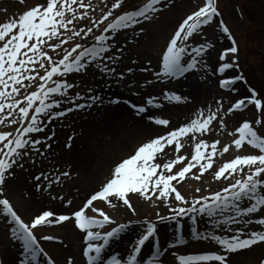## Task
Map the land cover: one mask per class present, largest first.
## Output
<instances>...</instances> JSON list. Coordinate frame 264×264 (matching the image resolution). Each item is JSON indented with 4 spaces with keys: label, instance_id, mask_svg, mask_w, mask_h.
<instances>
[{
    "label": "snow or ice",
    "instance_id": "snow-or-ice-1",
    "mask_svg": "<svg viewBox=\"0 0 264 264\" xmlns=\"http://www.w3.org/2000/svg\"><path fill=\"white\" fill-rule=\"evenodd\" d=\"M18 3L25 5L26 0H18ZM174 3L175 0H147L143 6L127 10L124 7L126 0H115L97 19L91 14L95 11L92 0H44L0 22V126L11 128L0 131V221L6 225L9 238L17 242L22 250L20 256L7 264H38L41 258L45 264H57L42 246L41 240L61 244L63 241L53 235L38 236L36 230L67 222H71L72 228L82 234L81 256L85 264H140L138 257L142 258L146 243L158 236L159 224L174 223L176 243L184 244L186 241L182 233L188 227L186 222L190 221V233L196 241H210L219 246L217 251L209 254L177 255L173 252L178 264H232L233 254L264 243V231L246 232L252 224L264 227V96L252 88L227 110L223 101L217 100L215 109L206 105L195 113L194 118L179 127H171L172 122L168 118L148 115L152 124L163 126L167 132L148 139L136 147L133 154L117 162L111 178L86 197L78 209L73 208L67 213L42 210L30 222H25L6 195L8 181L16 178L15 169L27 171L26 164L38 169L39 174L32 175L36 192H49L54 185L61 183L62 177H70V172L59 169L48 173L41 167L42 160L36 158L47 159L46 152L52 147L48 141L56 135L55 131L49 129L51 134L44 139L33 134L45 133L54 120L67 117L70 113L103 104L102 96L93 87H88L84 95L79 91L70 94L69 90L79 87L68 79L70 74L91 73L94 78L98 75L105 87H110L111 81L127 83L125 77L136 73L137 69L126 66V71L118 70L125 49L117 47L112 42L113 37L127 29H132L134 35L144 33L147 24L153 23ZM2 11L7 14L8 9ZM220 15L217 0H203V6L182 17L161 50L156 67H151L149 61L148 66L138 68L140 73L150 74L140 88L166 85L201 69L211 72L205 56L214 44L202 40L193 46L191 41L196 35L203 36V29L213 25ZM79 21L90 23L82 26ZM215 24L222 33L231 37L223 21H215ZM94 30L100 34L94 35ZM91 35H94L95 41L91 46L75 42L76 38L87 40ZM232 44H236L235 39H232ZM237 52L238 48L232 46L218 56V61L223 62L218 63L216 68V73L223 77L218 80V87L229 93L240 91L236 87L240 81L247 83L242 74L227 78L229 70L239 67L238 61L230 58V54ZM131 64L137 65L138 61L132 60ZM134 95H140L139 91ZM162 101L186 104L188 97L162 89L159 95L149 93L147 100L139 105L119 98L109 99L108 103H123L137 115H143L150 109L163 108ZM249 105L261 115L255 121L244 120L229 132L228 135L233 137L231 143L218 147L220 139L214 142L204 139L216 127L226 130L225 117L243 112ZM71 139L69 137V141ZM186 143L193 148L191 156L181 154ZM67 146L71 147V143ZM249 147L255 151L249 152ZM232 148L241 154L213 170L214 158L218 154L223 157ZM170 153L174 154V158H169ZM210 171L212 180L231 182L211 195L194 194L191 199L179 190L187 179L201 181ZM202 191L201 187L194 188V193ZM130 194L150 202L154 207L163 205L169 214L157 211L155 220L140 222L146 227L135 240L126 260L115 255L106 259L105 252L110 242L119 238L129 225L119 223L106 232L97 231L118 222L94 202L107 204L113 209L122 203L138 215ZM49 195L52 200L63 201L65 208L73 205V200L64 196L51 195L50 192ZM254 216L259 218L253 219ZM202 220L210 226V230L199 231ZM217 230L231 232L232 235H217ZM160 252L157 244L156 252L145 264H161ZM0 264H6V261L0 259ZM66 264H74L73 258H66Z\"/></svg>",
    "mask_w": 264,
    "mask_h": 264
},
{
    "label": "rangeland",
    "instance_id": "rangeland-1",
    "mask_svg": "<svg viewBox=\"0 0 264 264\" xmlns=\"http://www.w3.org/2000/svg\"><path fill=\"white\" fill-rule=\"evenodd\" d=\"M202 1L203 0H175L174 6H170L169 8L165 9L161 13V14H167V13L173 14L175 16L174 21L172 22V24L170 23L167 26L166 25L158 26L157 28L162 32L163 35L164 34L168 35L169 33L171 35L173 33V29L176 26L177 22L180 21L182 17H184V16H181V13L187 12V14H188V13H190V11L192 9H195L198 6H203ZM217 1H218L217 2V6H218L217 8L220 9V11L222 13L221 14L222 18L224 19L225 23L233 31L235 38H237V40H238L237 44L239 42L238 47L241 49V58L240 59L242 62L241 63L242 68H243L244 72H246V74L248 75L251 83L254 84L260 90V93L264 96V6H263L264 0H217ZM43 2H44V0H37V3H43ZM146 2H147V0H126V4L124 7L127 10L129 8H131V9L137 8L139 6H143V4ZM113 3H115V0H92V4L95 8V11L92 12L91 14L93 16H95L97 19H99L104 14V12H106L108 10V8ZM15 4H17V5L19 4L18 0H0V13L3 12L2 9H4L5 6H12ZM239 7H242L243 14H239L240 13ZM14 13H16V12L12 11V10H8V12H7L9 17L12 16ZM159 16H158V18H159ZM158 18L153 23L147 24V28H146V31L144 33H140L139 35H134V32L132 29H127V30H123L117 36L113 37L112 42L115 43L117 47H123L125 49L124 54L127 57L126 61H124L125 64L129 63L130 60L132 61L135 58V56L139 57V54H136V53H139L140 51H143L144 53H146L145 48H149V52L152 51L153 53H155L156 59L150 58L149 57L150 54H148V56H146L145 58L144 57L140 58L141 60L138 61L139 67L148 66L149 61H151V67H153V68L156 67L157 58H158L160 53L157 54V52H156L157 50L154 49L155 47H157V49H158L159 46L156 43L157 34L153 33L152 29H154L155 26H157ZM254 18L255 19L258 18V20L254 21V23H252ZM215 21H218V19H216ZM78 23L82 26H88L90 22L79 21ZM138 28H139V26L137 27V31H138ZM99 34H100V32L98 30H94V35H99ZM203 34H204L203 36L196 35L194 37V39L191 41V43L193 44V46H197V42H200L203 40V42H206V43L211 42L214 44V47L212 49H210L209 52L205 56V59L207 60L208 64L210 65V67L212 69L211 72H206L203 69H201V71H199V72H194V73L190 74L189 76H187L182 82H178L177 87L174 90V89L170 88L168 85L166 86L164 84H162V85L157 84L154 87L148 86L147 88H140V85L144 83L145 78L146 77L150 78V74L140 73L139 71H137L138 76L134 75V74H130V75L126 76V77H128V79H126L127 83L121 82L120 84H117L115 81H111L112 88H114L115 90H119L120 92H123V94L126 93L128 95L127 97H130L138 105L142 104L143 102H145L147 100L149 93H151L153 95H159V94H161L162 89L165 91H174L177 94L188 97V102L193 103L191 105L192 109H190V110L191 111L194 110V111H192V113H189V116L191 118H194L195 113L200 108H204L206 105L211 106L213 109H215L217 100H222L224 103V109L227 110L228 107L230 105H232L238 98H242L245 94L248 93V87L245 85L244 91L240 95H238L237 92L236 93L232 92L230 94L229 93L226 94L219 89L218 84H217L219 78H218L217 73H216V68H217L218 63H221L220 61H218V56L220 55V51L222 49L221 46L224 44L225 48L228 49L234 45L232 43L228 42V39H227L228 36H224L225 34L222 33L219 26H216L215 22L210 27L204 28ZM94 35L89 36L87 40H80L79 38H76L75 42L76 43H82L85 45L92 44L95 42L94 41ZM170 35H168L166 42H168ZM121 39L123 41H120ZM70 46L71 45H67L66 47H70ZM52 55L55 56V53H52ZM122 69H124L126 71L125 66H123ZM230 74L231 73H227V77ZM232 74H233L232 76H237L238 71H235ZM88 76H90L92 78L91 81H89V79L87 78ZM95 78H99V76L97 75ZM68 79L74 83L79 84L78 88L69 90L70 94H74L75 91H79V92H81L82 95H84L86 93V86L90 85V82H95V79L91 73H89L87 75L70 74ZM97 80L100 81V78ZM189 83H193L194 85H197L199 87V89H201L199 94H198V97L192 98L193 100L190 99V97H189L190 95L185 93V88L189 85ZM101 85L104 86L103 83ZM116 87H119V88H116ZM137 91H139L140 95H134V92H137ZM194 99H197V100L195 101ZM162 103L164 104V107L161 109L164 111L166 110V111L165 112H159V111L154 112L157 117H159V118H168L169 117L170 120L179 119L180 116L182 118H186V116H184L183 112H179L175 109L170 108L172 105L176 106V104H169L167 101H162ZM67 106L68 105H65V107H67ZM113 106H117V105H113ZM172 111H174L173 113H177L178 115L169 114ZM94 113H95V110L93 108H90V109H86V110L73 112V113L68 114L67 117H63V118H59L57 120H54L49 126L53 125V128H55L59 132V134L61 132H64V134L61 135L62 137L56 136L55 141H53L52 145L56 146L58 144L56 148L61 147V149H63V146L65 145L64 143L68 142L69 137H71L72 135H75L79 132L80 133L82 132V129L84 128L85 123L88 122L87 118L91 114H94ZM260 115L261 114L255 110V107H252L250 109L249 116L247 118H242L240 116H237L236 114L228 115L225 117L226 130H221L219 127H216L215 131H213L209 134H206L204 139L209 140L210 142H214L216 139H220L221 145L218 147H222L225 144L231 143V141L233 139V137L228 135L229 132L234 131L237 127L240 126V124L244 120L255 121L256 119H258L260 117ZM12 127H14V126H12ZM8 130H11V128H5L4 126H0V131H8ZM33 135H35L37 138H39V137L43 138L44 133L33 134ZM85 136H86V134H84V137ZM87 137L90 139L89 144L92 143L94 145V147L96 148V152L94 151V153L97 154L98 153V145H99V142L101 140V135L100 134L94 135V133H92V135L89 134V136H87ZM104 140H106V139L104 138ZM78 143H81V142L79 141ZM249 149H250V147H249ZM232 150H234V148L230 149L229 152L224 154L223 157L219 156V154H218L214 158L215 163H214L213 170H216L219 167V166H217L215 168V165L218 162L223 161L224 159L230 157ZM183 152H189L192 154L193 148L190 146V144L186 143V146H185ZM52 155H54V153ZM119 161H121V159L113 161L112 165L114 166ZM61 163L60 164L58 163V165L53 166V167L51 164V167L47 172L49 173L50 170H52V168H54V170L59 169L60 171L66 170L62 167V165L64 166V163L63 162H61ZM44 165H46V164H44ZM44 165L43 166L41 165V167L43 168ZM31 168H35V167H31ZM28 170H30V169H28ZM35 170H37V171H34V173H33V171H31V173L28 174V177H30V179H32L33 174H36V173L39 174L38 169L35 168ZM15 171L17 174L21 171H24V169H15ZM210 173H211V171L207 174L210 175ZM82 174L83 173L74 172L70 177H62L61 183L58 185H54L52 189H49V192L51 193V195L59 194L60 196H64L66 199L72 200V197L67 198V196L69 195L68 188H70V186H72V189L75 188V186L73 185L74 184L73 181L75 182L78 180H84L85 177H83ZM233 179H235V177ZM9 181H14V179L9 180ZM29 182L32 183L31 181H29ZM227 183H229V181ZM227 183L221 182L220 183L221 186L216 190H210L209 189L208 195H211L212 193H214L216 191L222 190L223 187H225ZM5 191H6L7 197L13 203L18 214L26 222H30L31 219L35 215L39 214L42 210H49V209L51 210L52 204H50V203H64L63 201H61L59 199L52 200L51 196L49 194H47L44 201H40L41 199L36 200V201H38L37 204L32 205L30 208L24 207V209H22L21 207H19L18 200L16 198L14 199L12 196L9 195L8 185L6 186ZM53 193H55V194H53ZM90 193H93V192H90ZM90 193H87L84 195L88 196V194H90ZM79 196L80 195H77L75 197L76 199H78L77 203L81 199L85 198V197H81V199H80ZM75 198L73 199V205L69 206V210H67V208H65V209L63 208V209H58L56 212L67 213V212L71 211L73 208L78 209L80 207V205L77 207H74L77 204L74 201ZM21 199L23 200V202L28 201L23 196L21 197ZM47 201L49 203H47ZM245 203H247V202H245ZM124 207L125 206H123V208ZM135 207H136V211L138 214H140L141 210L142 211L144 210V208H141L139 206H135ZM125 209H127V208L125 207ZM111 211L114 212V210H111ZM27 212L28 213L30 212L29 214L31 215V217L29 219L25 218V215L27 214ZM131 213H129L127 215V216H129V218H133L136 215V214L132 213L133 214V216H132ZM167 214H169V213H166V215ZM114 215L121 218V215L119 213H114ZM256 218H259V217H257V216L253 217V219H256ZM143 220L151 221L152 219L146 217L144 214L142 219H140V222ZM140 222L138 223V227H140V229H139L140 231L135 233V235L130 236L131 239L126 240V237L128 236V234L126 232L124 234L122 233V235H120L119 238H115L113 240L112 244L110 245V253L115 247L120 245V253L118 255H115V256H117V258H122L124 260L127 259V256L129 254H131V248H132L133 244L135 243V240L139 238L140 233L144 229L143 227H141L142 223H140ZM186 223L188 224V227L184 229L185 241H186L184 244H177L176 243V231H175L176 226L174 223L159 224L158 225L159 234H158V242L157 243L161 249V252H160L161 264H178L175 257L172 255L173 252H175L177 255H200V254H209V253L215 252L219 249V246L216 245L214 242L196 241L195 238L190 233V221H187ZM68 227L71 228L73 230V232L75 231L72 228L71 223L68 224ZM198 227H199V231H201V232L210 230V226L207 225L203 220L201 221V223L199 224ZM233 227H236V226L234 225ZM2 228H5V231H3ZM55 229L56 230H54V231L42 229V230H40L41 236L42 235H53V236L57 237L59 240L64 241L66 243V239H64L63 237L60 236L62 233L65 232V230H61V233L57 234L56 232H57V229H59V228H55ZM99 231H101L103 233V230H99ZM250 231H264V227L252 224V225H249L246 229V232H250ZM216 234L217 235H225V236L232 235L231 232H224L222 230H217ZM0 237H4L3 239L7 240L6 241L7 246H9L10 248H12V247L19 248V250L21 251L17 242H15L9 238V236L7 234V227L2 221H0ZM81 239H82V237H81ZM81 239L79 240L80 244L82 242ZM50 243H52L53 245L55 244V242H50ZM157 243H155V240L151 241L150 243H146L147 246L144 248V251L142 252L143 258L140 259V264H145V262L147 260L152 258L153 253L156 252ZM173 244H175L176 246L175 247H169L170 245H173ZM56 245H59V243H56ZM261 246H264V243L255 245L251 249L241 251L238 254H233L231 257L232 264H264V260L259 259V258L254 262L251 261L252 259L250 256L252 253H255V251H256L255 249H257L258 247H261ZM60 247H61V245H60ZM3 249H4V246H2L1 242H0L1 256H2V259L5 260V257L3 254ZM71 257L74 260V264H85L84 258H82V256H81V249L77 252V254L72 255ZM105 258L110 259L109 257H105ZM6 264H7V262H6ZM57 264H60V263L57 261ZM63 264H66V262ZM208 264H215V262H208Z\"/></svg>",
    "mask_w": 264,
    "mask_h": 264
},
{
    "label": "bare ground",
    "instance_id": "bare-ground-1",
    "mask_svg": "<svg viewBox=\"0 0 264 264\" xmlns=\"http://www.w3.org/2000/svg\"><path fill=\"white\" fill-rule=\"evenodd\" d=\"M37 4V0H26V5H20V4H15L12 6H5L8 10L15 11L16 13H20L23 10H25L27 7H32ZM193 10V9H192ZM191 10V11H192ZM190 11V12H191ZM187 12H182L181 16H185ZM9 17L8 14H5L4 12L0 13V22H4L7 20ZM175 16L173 14H161L158 18V23L157 26H155L153 30V33L157 34L156 38V43L159 46L155 47L154 49L157 50V54L161 53V50L164 49L166 46V40L168 35H163L162 32L157 28L158 26L162 25H169L170 23L174 21ZM120 41H123L122 39ZM146 53L143 51H140L139 57L135 56L134 60L136 59L137 61H140L142 57L148 56L150 54V58H155V53L152 51L149 52V48H145ZM156 54V55H157ZM127 57L124 54L122 57V61L118 65V70L122 69L123 66H131L133 68H136L138 71L139 67V62L137 65H132L130 62L129 63H124L126 61ZM134 75L138 76V72L134 73ZM95 79V84L96 88L95 91L99 93L104 102L103 104H98L94 105L92 108L95 110L94 114H91L87 119L88 122L85 123L84 128L82 129V132L77 133L76 135H73L74 138L70 142L64 143L65 145L63 146V149L61 147L56 148L57 145H52L53 141H55V137H62L61 135L64 134V132H59L53 128L52 126H49L50 128L45 129V133L42 137L44 139L46 135L51 134L49 129L54 130L56 135L53 137L52 141H48L52 145L50 149L47 150L46 156L47 159H43L40 157H36L37 159L42 160V166L44 164V170L48 171L51 167L60 164L61 162L64 163V166L62 167L66 170L64 171H69L70 176L74 172L78 173H83V177H85L84 180H78V181H73V185L75 188L72 189V186L68 188L69 195L67 198L72 197V200L77 196L80 195L81 197H85L84 194L90 193V192H95L96 190H99L106 182L108 179L111 178V173L112 169L114 166L112 165L113 161L119 160V159H124L127 158L129 155L133 154L134 150L136 147H138L140 144L145 143L148 141L150 138H155L158 134L161 133H166L167 129L161 128L157 125H154L151 123V121L148 120V115L150 114H155L154 112H165L162 109H150L149 113H145L143 115H137L134 110H132L128 105H125L121 103L120 105L113 106V104H109L108 101L109 99H114V98H119L121 101L123 100H131V102H134L130 97H127L128 95L123 92H120L119 90L111 89V87H102V83L97 81L98 78ZM125 79H128V77H125ZM92 78L89 77V81H91ZM184 80V79H183ZM182 81V80H181ZM130 82V81H129ZM173 86L174 83L171 84L167 83L166 86ZM177 87V84H175V88ZM244 87H241L243 89ZM201 89L197 85H194L193 83H189V85L185 88V93L190 95V99L193 100L192 98L198 97V94ZM87 92V91H86ZM86 94V93H85ZM123 95V96H122ZM195 101L197 99H194ZM193 103H186V104H180V105H172L170 108L175 109L179 112H183L184 116L186 118H182L180 122L178 123H171V127H179L182 126L183 124L187 123L190 121L191 117L189 116V113H192L194 110L192 109ZM249 114L244 113V114H238V116L242 118H247ZM159 118V117H158ZM47 130V131H46ZM101 135V140L98 145V153L95 154L94 151L96 152V148L94 145L91 143L89 144V138L87 136L92 135ZM84 134L86 136L84 137ZM88 139H87V138ZM104 138L106 140H104ZM81 143H78V142ZM71 143V147H68L67 144ZM89 145V146H88ZM60 146V145H59ZM43 150V147H42ZM54 153V155H52ZM183 154H188L191 156V153L189 152H183ZM238 155V153L232 154L229 158L224 159L223 162L231 160L234 156ZM169 158H174V154L170 153ZM48 161V162H47ZM219 163V162H218ZM62 164V163H61ZM179 167V166H178ZM27 171H21L16 174V178L14 181H9L7 183L8 185V190H9V195L12 196L14 199L16 198L18 200L19 207L24 209L30 208L32 205L37 204L40 197L43 196L46 197V195L36 192L34 183L35 181L30 179L28 177V174L31 173V171H37L35 168H31L29 165H26ZM30 169V170H28ZM26 171V172H25ZM29 171V172H28ZM54 168L50 170L49 173H53ZM195 171V170H194ZM38 174V173H36ZM29 181L33 182L30 183ZM202 182L197 183L198 181L196 180H191L187 179L184 184H181L179 186V190L182 191L183 194H185L189 199L192 198V196L195 194L197 196L200 195H208L209 188L210 190H216L218 189L221 185V181H214L212 180L211 175H205L204 178L201 180ZM195 187H201L204 191L201 193H194V188ZM90 191V192H89ZM91 194V193H90ZM71 195V196H70ZM89 195V194H88ZM26 198L28 201H24L21 199V197ZM86 199H81L78 203V199L75 198V202L77 203L74 207L81 206L83 201ZM16 201V200H15ZM143 202V203H142ZM142 202L138 200V204L136 203L137 206L144 208V210L140 212V214L134 216L133 218H129L128 211L124 212H118L117 208H115L116 212H118L120 217H117L115 215H111L119 224V223H136L138 224L140 222V219H142L143 215L145 214L146 217L151 218L152 220L156 219V212L160 211L161 213H165L167 210H165V207L163 205H160L159 207H154L150 202L144 201L142 199ZM47 203H49L47 201ZM52 204V209L53 211H57L58 209H65L63 207V203H50ZM159 204V202H157ZM100 207H103L105 211H109L111 207H109L107 204H99ZM27 210V209H26ZM111 213V211H109ZM30 213V212H29ZM27 212L25 215V218L29 219L31 215ZM140 215V216H139ZM141 227L145 228L144 224H141ZM54 228H49V231H53ZM140 227L134 226L131 228L127 234L128 236L126 237V240L131 239L130 236L135 235V233L139 232ZM56 230V229H55ZM61 230H65L64 233H62L60 236L66 239V243L63 241V244L59 243V245L52 244V243H47L46 248L47 251L53 256V258L58 261L60 264L66 262V258L71 257L72 255L77 254V252L82 248V245L80 244L79 240L81 239V234L76 230L73 232L71 228L68 227V223L64 224L63 226L59 227L57 229V234L61 233ZM4 237H0V242L1 245L4 246L3 249V254L5 257V261H11L18 256L21 255V251L19 248L12 247L10 248L7 246ZM61 245V247H60ZM64 245H67L65 247ZM5 250V251H4ZM255 253H252L251 256V261H256L258 258L264 260V246L258 247L255 249ZM108 252H105V254ZM120 253V245L115 247L111 253L107 257H111L113 255H118ZM38 264H41V262Z\"/></svg>",
    "mask_w": 264,
    "mask_h": 264
}]
</instances>
